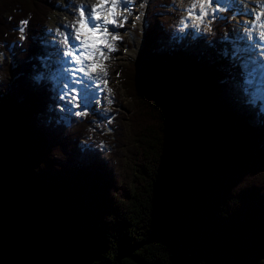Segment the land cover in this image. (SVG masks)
<instances>
[{"label":"trees","instance_id":"1","mask_svg":"<svg viewBox=\"0 0 264 264\" xmlns=\"http://www.w3.org/2000/svg\"><path fill=\"white\" fill-rule=\"evenodd\" d=\"M172 3L151 0L136 62L110 65L106 133L34 79L49 0H0V264H264V109L233 23L177 41Z\"/></svg>","mask_w":264,"mask_h":264},{"label":"rangeland","instance_id":"2","mask_svg":"<svg viewBox=\"0 0 264 264\" xmlns=\"http://www.w3.org/2000/svg\"><path fill=\"white\" fill-rule=\"evenodd\" d=\"M49 2L52 10L49 13L47 23L41 30L42 35L39 42L42 50L40 52L41 55L39 54L38 56L40 71L36 72V74H38L35 75L34 79L37 82L39 81L44 83L45 86L50 89L52 94L55 93L56 99L61 102L62 100L64 101L67 99L66 96L64 99H61L62 92L64 91L63 84H65V81L67 80V74H65V76L63 74V77H60L58 74L61 72L64 73L68 70L64 59L67 60L69 55L67 53L64 58V53H62L59 59H52V54L58 51V49L53 47L52 44H56L57 42L67 44L65 42L66 38L67 41L69 39L72 41V39L68 38L66 35V27L61 22L62 19L66 20V17L70 18L71 16H74L70 19L74 21L71 26V30L73 33L72 35H75V28L73 26L77 24V20L79 18L78 9L80 10L81 6H83L85 2L83 0H73L72 3L71 0H49ZM149 2L150 0H128L127 10H125V6L122 4L121 8L118 10L117 20L122 21L124 16H127V22L123 23L122 27L119 25L108 26L110 32L120 36V39L117 41H111V37H108L109 41L114 44L116 48L115 51L108 53L107 49H104L105 53L109 56L107 61H103L106 65L108 74L105 77L103 72L97 70V72L93 75L96 74V76H98L95 77L96 79H93L92 84H90L95 87V90L90 91L86 95L96 101L94 103H84L86 108H83V111L81 112H76L73 109V100H71L69 104L64 103L61 108L56 107L55 109V114L58 118H62L65 123H67L74 115L83 117V115L90 113L91 110L93 113H99L101 116L105 115L109 111V106H111L113 101L111 88L113 86L119 87L118 71L114 74H109V66L117 65L118 67L124 69L125 66H130L136 62L143 47V42L145 41L147 32L148 14L146 9L148 8ZM202 2L203 0H173V3L172 5H169V8L173 10L175 9L174 11H176L179 15L174 25L175 30L173 35L179 30L181 32L177 33L178 37H182L183 35L181 34L188 30L193 31L195 37L203 34L205 32L204 23L212 20L215 15H218L221 11L233 9L235 16L234 18L230 17L229 21L233 20V22H231L233 23L235 32L232 35H234L236 40L234 41L235 46L232 50L235 54L232 55L231 61L238 63L242 68L243 77L247 80L244 84V89L246 93L249 94L250 99L252 101H259L264 107V89H261V86H263L264 83L257 80L256 73L259 71V69H257L258 66H261L262 63H264V0H213V2H216L217 5L221 7H217L216 9H213L211 13L203 15L202 22L198 24L196 19L188 17V13H190L189 9H192L194 16H200L201 9L197 6L195 7V10H193L194 8L192 6ZM96 4L95 0L91 1V6ZM65 9L68 10V13H65ZM64 13L65 16L62 15ZM144 14H147L145 18ZM257 17L259 19H257ZM222 18L224 19L225 17ZM235 18L236 21L234 22ZM146 19L147 26L145 23ZM189 21H191L190 24H188ZM176 27L178 29L177 31ZM70 46L71 42L69 48ZM64 48L59 47V50L65 52ZM91 63L92 61L86 60L84 65L87 66ZM87 69L89 71L91 70L87 67L84 71V76H91V74L88 73L89 71H86ZM105 80L107 81L106 84L104 83ZM81 83L87 82L82 81ZM66 86L70 87L68 83H66ZM83 87H85V92H87V87L84 85ZM79 88L82 87L79 86ZM119 94L123 99L124 94L120 89ZM96 125H99V127L103 126V124H99V122L98 124L96 123ZM101 148L103 150L107 149L105 146H102Z\"/></svg>","mask_w":264,"mask_h":264},{"label":"snow or ice","instance_id":"3","mask_svg":"<svg viewBox=\"0 0 264 264\" xmlns=\"http://www.w3.org/2000/svg\"><path fill=\"white\" fill-rule=\"evenodd\" d=\"M128 0H98L97 4L92 6L89 10L81 7L79 10V18L75 28V41L79 42L78 47L83 49L81 56L75 58V63L80 64L85 60H90L92 63L87 65L91 69L92 73H96L97 70L103 72L104 76H107V68L103 61H107L109 56L105 53L104 49H107L108 53L116 50L113 43H111L108 37H111V41H117L120 39L118 34H113L109 31V25L123 26V23L127 22V16H124L122 21L117 20L118 10L122 4L127 10ZM199 7L201 9V15L199 17H193L199 24L203 20V15H206V7H211V0H204V3L194 4L192 7ZM192 12V9H189ZM257 19H259L257 17ZM67 43V38L65 39ZM69 56L73 53L68 52ZM78 71H84L83 68ZM106 84L107 81L105 80ZM90 85L86 84V87ZM83 91V90H82ZM111 91V90H109ZM67 93L61 96L64 99ZM76 96H72V100H77ZM78 106V105H77Z\"/></svg>","mask_w":264,"mask_h":264},{"label":"bare ground","instance_id":"4","mask_svg":"<svg viewBox=\"0 0 264 264\" xmlns=\"http://www.w3.org/2000/svg\"><path fill=\"white\" fill-rule=\"evenodd\" d=\"M84 2H85V4L83 5V6H81V7H84V9L86 10V14H87V10H89L92 6H91V1L92 0H83ZM73 2V0H71V3ZM74 4V3H73ZM91 6V7H90ZM65 13H68V10L67 9H65ZM65 13L64 14H62L63 16H65ZM71 17H74V16H71ZM70 17V18H71ZM67 19L65 20V19H62V24L66 27L65 29H66V35L68 36V38H71L72 39V41H71V46L72 45H74V47L76 48V49H71V52L73 51V50H75L76 52H78V56H81V53L83 52V49H81V48H79L78 47V45H79V42L78 41H75V35H72L73 33H72V28H71V26H72V24H73V20L72 19H70V18H68V17H66ZM68 26V27H67ZM110 37V36H109ZM50 44V43H49ZM53 45V47H56L57 49H58V51L56 52V53H53L52 54V59L54 58V59H59V57L62 55V53H64V52H62V51H60L59 50V47H62V48H66V44L65 43H56V44H52ZM70 46V47H71ZM65 48H64V51H65ZM77 57V56H76ZM76 57H73V56H68V59L66 60V67H67V69L70 71V75L72 76L70 79H69V83H68V85H72V88H73V90L76 88V87H83V85L84 86H86V84H88V85H90V84H92V80L94 79H96L95 77H97L96 76V74L95 75H93L94 73H92L91 72V70L89 71L88 69L86 70V71H89L88 73H90L91 74V76H84V71H85V69L87 68L84 64L86 63V60L85 61H83L82 63H80V64H77V63H75V58ZM88 63V62H87ZM262 66H264V65H262ZM259 67H261V66H258V68L257 69H260ZM81 68H83L84 69V71H78V69H81ZM87 73V72H86ZM259 74V73H258ZM257 74V78L260 76V75H258ZM93 76V77H92ZM263 78H264V76L263 75H261ZM87 77V78H86ZM82 81H86L87 83H81ZM263 83H264V81H263ZM92 85H90L89 87H87V89L88 90H95L94 88L95 87H91ZM261 89H264V85L263 86H261ZM72 90V91H73ZM77 95H79V93L77 94Z\"/></svg>","mask_w":264,"mask_h":264}]
</instances>
